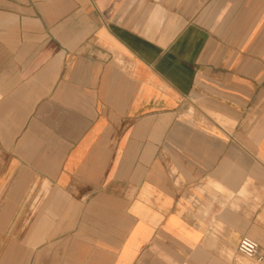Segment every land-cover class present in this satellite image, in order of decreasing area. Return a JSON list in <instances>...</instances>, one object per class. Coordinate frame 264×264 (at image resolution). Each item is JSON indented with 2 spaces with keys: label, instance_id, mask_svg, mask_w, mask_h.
<instances>
[{
  "label": "crops",
  "instance_id": "crops-1",
  "mask_svg": "<svg viewBox=\"0 0 264 264\" xmlns=\"http://www.w3.org/2000/svg\"><path fill=\"white\" fill-rule=\"evenodd\" d=\"M264 0H0V264H264Z\"/></svg>",
  "mask_w": 264,
  "mask_h": 264
},
{
  "label": "built area",
  "instance_id": "built-area-1",
  "mask_svg": "<svg viewBox=\"0 0 264 264\" xmlns=\"http://www.w3.org/2000/svg\"><path fill=\"white\" fill-rule=\"evenodd\" d=\"M238 251L246 258L254 259L258 262L264 261V256L261 253L260 246L257 242L250 238H244L241 240L238 246Z\"/></svg>",
  "mask_w": 264,
  "mask_h": 264
}]
</instances>
